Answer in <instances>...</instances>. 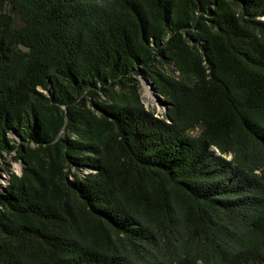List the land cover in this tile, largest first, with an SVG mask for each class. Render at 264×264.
Returning a JSON list of instances; mask_svg holds the SVG:
<instances>
[{"label": "trees", "instance_id": "trees-1", "mask_svg": "<svg viewBox=\"0 0 264 264\" xmlns=\"http://www.w3.org/2000/svg\"><path fill=\"white\" fill-rule=\"evenodd\" d=\"M2 174L0 264H264V0H0Z\"/></svg>", "mask_w": 264, "mask_h": 264}, {"label": "rangeland", "instance_id": "rangeland-1", "mask_svg": "<svg viewBox=\"0 0 264 264\" xmlns=\"http://www.w3.org/2000/svg\"><path fill=\"white\" fill-rule=\"evenodd\" d=\"M142 102L147 109L157 112L159 116H162L165 112V107L160 103L158 95L151 89V87L147 83L143 84ZM19 168L20 166L17 163H13L10 167V169L14 171H19ZM1 176V182H6L5 178L7 175L2 174Z\"/></svg>", "mask_w": 264, "mask_h": 264}]
</instances>
